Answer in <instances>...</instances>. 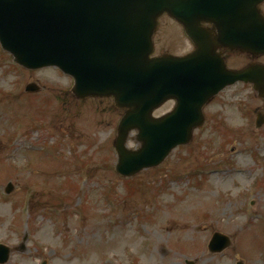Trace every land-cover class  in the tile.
Masks as SVG:
<instances>
[{
  "label": "rangeland",
  "instance_id": "obj_1",
  "mask_svg": "<svg viewBox=\"0 0 264 264\" xmlns=\"http://www.w3.org/2000/svg\"><path fill=\"white\" fill-rule=\"evenodd\" d=\"M6 56L0 57V243L11 249L7 264H264V125L252 128L261 104L250 90L240 88L238 110L220 103L208 109L207 126L195 131L189 145L135 176L147 186L125 182L113 171L119 116L109 102L75 103L65 93L69 78L51 70H17L4 62ZM26 82H35L43 97L23 94ZM214 113L232 131L243 125L240 134L218 130ZM25 131L18 146L8 144L11 135ZM57 140L63 160L42 149L10 160L12 150ZM127 146L136 147L132 135ZM219 148L232 159L229 165L218 163ZM60 164L85 177L82 191L74 189L77 176L57 185ZM8 183L14 189L5 196ZM214 232L231 240L218 254L206 249Z\"/></svg>",
  "mask_w": 264,
  "mask_h": 264
},
{
  "label": "water",
  "instance_id": "obj_2",
  "mask_svg": "<svg viewBox=\"0 0 264 264\" xmlns=\"http://www.w3.org/2000/svg\"><path fill=\"white\" fill-rule=\"evenodd\" d=\"M95 1L100 3L102 0ZM197 1L112 0L117 8L127 6L129 46L121 48L119 32L114 29L102 38L111 39L113 44L106 50L99 41L102 33L96 32L94 36L92 30L80 26L81 12L77 5H91L92 0H0V41L3 48L13 54L15 61L27 68L57 65L74 76L73 92L78 98L113 94L119 105L133 108L134 114L129 115L127 123H135L140 138L148 139L153 134V127L147 117L159 99V90L170 92L177 88H191L190 76L185 69L174 71L187 68L189 57L148 60L151 49L145 47V50L140 44L147 40L146 45H149L147 37L151 34L153 21L162 11L185 22L188 3L194 5ZM207 2L203 0V3ZM26 3L28 11L24 15L19 9ZM84 21L89 23V17H84ZM27 90L36 88L30 86ZM170 95L172 92L166 97ZM193 96L198 105L202 94L194 93ZM261 96L264 98L263 94ZM176 117L183 118L181 111L174 119ZM165 130L161 143L170 147L186 139L189 127L184 124ZM120 139L116 150L122 164L127 153L120 147Z\"/></svg>",
  "mask_w": 264,
  "mask_h": 264
},
{
  "label": "flooded vegetation",
  "instance_id": "obj_3",
  "mask_svg": "<svg viewBox=\"0 0 264 264\" xmlns=\"http://www.w3.org/2000/svg\"><path fill=\"white\" fill-rule=\"evenodd\" d=\"M249 1L252 2L253 0H249ZM257 8L259 9L260 13L264 15V0H261V2L257 5ZM202 27L204 31L209 33V35L210 34L214 35L216 33L215 29L207 23H202ZM218 52L220 53V56L225 60L226 65L229 68H239L240 66H243L245 64L255 63V62L264 65V56L254 57L252 55H246V54L241 55L240 53H230L229 51L223 50L221 48L218 50Z\"/></svg>",
  "mask_w": 264,
  "mask_h": 264
},
{
  "label": "bare ground",
  "instance_id": "obj_4",
  "mask_svg": "<svg viewBox=\"0 0 264 264\" xmlns=\"http://www.w3.org/2000/svg\"><path fill=\"white\" fill-rule=\"evenodd\" d=\"M186 226H187V225H186ZM186 226H185V227H186ZM185 227H183V228H185Z\"/></svg>",
  "mask_w": 264,
  "mask_h": 264
}]
</instances>
